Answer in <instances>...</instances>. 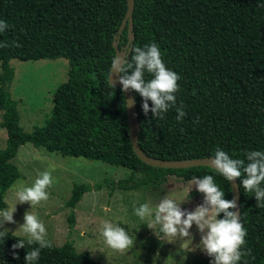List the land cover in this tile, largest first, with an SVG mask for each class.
I'll use <instances>...</instances> for the list:
<instances>
[{
	"label": "trees",
	"instance_id": "1",
	"mask_svg": "<svg viewBox=\"0 0 264 264\" xmlns=\"http://www.w3.org/2000/svg\"><path fill=\"white\" fill-rule=\"evenodd\" d=\"M127 0H0V20L9 28L0 32V127L6 132L0 148V210L6 208V191L22 177L12 162L25 142L62 156L100 160L129 170L117 181L104 177L93 184L78 183L64 202L69 227L75 224L74 208L84 192L107 188L159 190L167 175L182 180L212 175L232 200L229 181L210 166L164 168L148 165L134 153L125 98L121 89L108 84L115 56L113 37L122 22ZM133 33L127 61L134 47L155 42L166 68L180 79L176 104L153 118L142 110V97L133 96L139 122L142 151L163 159L214 156L217 148L232 159L248 151L264 152V0H134ZM127 24L119 46L125 45ZM13 42L20 46L16 47ZM64 57L67 79L53 94L47 123L30 131L20 125L18 101L12 98L14 77L11 59L37 60ZM128 74H131L129 71ZM146 82L153 76L145 72ZM149 108H151V101ZM186 115L176 120V108ZM242 171V169H241ZM242 176L239 188V220L247 235L237 264H264V207H257L254 193H246ZM264 188V182L260 185ZM232 211V209H230ZM223 218V213L218 214ZM3 231V230H0ZM0 237V264H25L28 251L38 245L13 249L24 236L5 231ZM34 264H102L72 242L52 243ZM13 253L16 254L14 257ZM212 257L197 264H210Z\"/></svg>",
	"mask_w": 264,
	"mask_h": 264
},
{
	"label": "rangeland",
	"instance_id": "2",
	"mask_svg": "<svg viewBox=\"0 0 264 264\" xmlns=\"http://www.w3.org/2000/svg\"><path fill=\"white\" fill-rule=\"evenodd\" d=\"M14 77L10 85L12 98L18 101L20 125L30 131L35 126L47 123L52 114L53 94L56 87L67 79L68 60L56 59L19 60L11 59ZM1 119V113H0ZM6 132L0 127V148L4 147ZM12 162L22 173L6 191V208L16 203V190L19 186H31L40 173L50 172L52 185L46 189V201L31 207L27 202L16 203L13 218L16 223L5 222L0 230L23 236L19 225L24 222L25 212L30 211L43 222L46 239L55 245L72 242L78 251H87L102 264H197L207 258L199 248L201 233L195 224L190 228L191 237L168 242L161 235L159 239L147 226L151 219L141 221L134 214V207L148 203L150 207L164 198L175 199L182 210L194 211L203 203V194L198 192L191 180L184 181L175 175H167L159 190L116 189L111 195L107 188L90 189L83 193L74 208L75 224L68 225L69 208L64 202L69 198L74 184H93L104 177L117 181L126 177L129 170L84 157L62 156L58 152L43 147H34L25 142L20 145ZM184 200V201H182ZM105 222L120 226L134 240L133 246L121 253L109 248L101 229ZM158 228V226H157Z\"/></svg>",
	"mask_w": 264,
	"mask_h": 264
},
{
	"label": "clouds",
	"instance_id": "3",
	"mask_svg": "<svg viewBox=\"0 0 264 264\" xmlns=\"http://www.w3.org/2000/svg\"><path fill=\"white\" fill-rule=\"evenodd\" d=\"M9 28L6 21L0 20V32ZM16 47L20 45L13 42ZM7 43L0 44V47H9ZM134 54L131 61L120 57H114L111 61V69L117 74L115 82L108 76V84L112 89L117 83L121 91L134 90L142 97V110L145 115L151 111L153 118L163 119V114L170 107L176 104L174 93L178 91L177 81L180 76L166 68L161 59V52L155 42L145 45L143 48L134 47L131 50ZM131 71V74H128ZM145 72L153 76L146 82ZM151 101V108H149ZM134 103V99L132 101ZM176 120L181 121L186 115L183 105L176 108ZM247 163L243 159H232L229 155L217 148L210 160V167L221 175L226 181H233L242 176L245 178L241 184L246 193H254L256 206L264 207V188L260 185L264 182V152L248 151L245 153ZM242 169V171H241ZM53 183L50 172H43L38 175L31 186H19L16 190V203H29L31 207L46 201L49 197L46 191ZM203 194V203L198 205L194 211L182 210L179 203L172 198H164L150 207L148 203L134 207V214L141 221L151 218L146 224L153 230L160 239L161 235L166 241L172 242L176 239L191 237L190 228L196 225L201 233L199 248L209 257H212L210 264H237L243 255H249L241 251L245 244L246 230L239 220V213L231 211L237 207L235 200L224 199V192L216 185L212 175H205L203 178L193 177L192 186ZM184 201V200H182ZM11 208L0 210V228L5 222L16 223L13 218L15 205ZM223 213V218L218 219V214ZM24 222L19 225L20 232L25 239H19L13 244V249L25 248V244H36L38 247L28 251L24 257L25 264H34L39 259L40 251L44 248H51L52 244L46 239V228L42 221L30 211L25 212ZM158 226V228H157ZM6 232L0 231V237H5ZM101 236L105 244L114 251L125 252L133 246L134 240L128 235L124 228L105 222L101 229ZM14 257L16 256L13 253Z\"/></svg>",
	"mask_w": 264,
	"mask_h": 264
},
{
	"label": "water",
	"instance_id": "4",
	"mask_svg": "<svg viewBox=\"0 0 264 264\" xmlns=\"http://www.w3.org/2000/svg\"><path fill=\"white\" fill-rule=\"evenodd\" d=\"M133 8H134V0H127V8L124 17L112 41V45L115 50L114 57H120L124 60H126L129 55V51L131 49L132 41L134 38L133 21H132ZM126 24H127V28H126L127 41L125 45L119 46L118 42L120 39V34ZM109 73H110V80L115 82L117 79V74L115 73L114 70H110ZM116 86H118L121 89V86L118 83ZM123 94L125 98V106L128 117L129 137H130L131 145L134 153L138 156V158L141 161L151 166L164 167V168H186V167L198 166V165L210 166L209 165L210 160L212 159L213 156H203L198 158H185V159H163L145 154L138 144L139 122H138L135 100L134 103H132L134 99L133 92L131 89H129L128 91L123 92ZM229 183L231 188L232 200H235L237 205V207L235 209H232V211L239 213L240 205H239V188H238L237 179H234L233 181H229Z\"/></svg>",
	"mask_w": 264,
	"mask_h": 264
}]
</instances>
